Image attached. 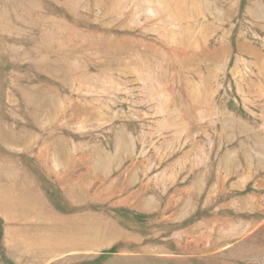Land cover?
<instances>
[{
    "label": "rangeland",
    "instance_id": "1",
    "mask_svg": "<svg viewBox=\"0 0 264 264\" xmlns=\"http://www.w3.org/2000/svg\"><path fill=\"white\" fill-rule=\"evenodd\" d=\"M0 264H264V0H0Z\"/></svg>",
    "mask_w": 264,
    "mask_h": 264
}]
</instances>
